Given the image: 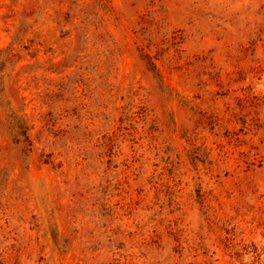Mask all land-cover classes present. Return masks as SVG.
<instances>
[{
    "label": "rangeland",
    "instance_id": "obj_1",
    "mask_svg": "<svg viewBox=\"0 0 264 264\" xmlns=\"http://www.w3.org/2000/svg\"><path fill=\"white\" fill-rule=\"evenodd\" d=\"M0 264H264V0H0Z\"/></svg>",
    "mask_w": 264,
    "mask_h": 264
}]
</instances>
